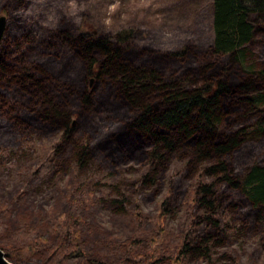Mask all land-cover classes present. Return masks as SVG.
I'll return each mask as SVG.
<instances>
[{
	"label": "trees",
	"instance_id": "obj_1",
	"mask_svg": "<svg viewBox=\"0 0 264 264\" xmlns=\"http://www.w3.org/2000/svg\"><path fill=\"white\" fill-rule=\"evenodd\" d=\"M22 3L16 0V9ZM72 27L63 16L41 38L20 19L6 24L0 132L60 130L57 145L71 143L79 166L97 153L111 165L136 159L147 165L140 177L146 186L157 184L172 155L187 156L183 176L205 177L192 189L195 225L168 255L153 246L158 239L133 235L114 248L120 255L112 259L84 251L87 222L78 205L66 218L46 212L34 223L25 211L14 227L5 207L0 246L7 258L15 264H185L186 254L212 261L213 247L231 228H255L264 237V67L245 66L251 44L264 59V0H212L213 40L205 50L192 43L175 50L138 44L130 29L111 37ZM234 121L246 123L228 130ZM48 164L60 169L58 160ZM117 194L114 211H127L126 195ZM169 201H162L161 215L171 209ZM230 264L241 263L232 258Z\"/></svg>",
	"mask_w": 264,
	"mask_h": 264
},
{
	"label": "rangeland",
	"instance_id": "obj_2",
	"mask_svg": "<svg viewBox=\"0 0 264 264\" xmlns=\"http://www.w3.org/2000/svg\"><path fill=\"white\" fill-rule=\"evenodd\" d=\"M15 2L0 0V14L7 16V23L20 19L41 38L65 16L74 32L100 31L112 37L130 29L136 43H149L159 49L175 50L192 43L205 50L213 40L212 0H23L18 10ZM248 50L245 66L264 67L256 45H249ZM243 123L234 121L227 129ZM61 134L60 130L47 135L0 132V208L9 207V226H16L25 211L34 223L46 212L66 218L78 205L87 222L80 240L88 255L114 259L120 255L114 248L133 235L150 243L161 239L153 246L163 248L166 255L177 250L195 225L193 185L205 179L200 173L183 176L187 156L172 155L155 187L140 185L145 163L129 159L111 165L97 153L86 166H79L72 159L71 143L57 145ZM55 160L60 169H49L48 163ZM117 190L128 199L125 212L114 211ZM165 198L170 200L171 209L161 215ZM238 222H233L234 226ZM232 258L241 264H264L262 232L255 228L236 232L231 228L224 243L213 247L212 261L186 254L183 262L230 264Z\"/></svg>",
	"mask_w": 264,
	"mask_h": 264
},
{
	"label": "water",
	"instance_id": "obj_3",
	"mask_svg": "<svg viewBox=\"0 0 264 264\" xmlns=\"http://www.w3.org/2000/svg\"><path fill=\"white\" fill-rule=\"evenodd\" d=\"M6 23H7V16L4 14H0V40L3 37ZM92 80L93 78H90V83H92ZM0 264H15L13 261L7 258L2 248H0Z\"/></svg>",
	"mask_w": 264,
	"mask_h": 264
},
{
	"label": "bare ground",
	"instance_id": "obj_4",
	"mask_svg": "<svg viewBox=\"0 0 264 264\" xmlns=\"http://www.w3.org/2000/svg\"><path fill=\"white\" fill-rule=\"evenodd\" d=\"M7 24V23H6Z\"/></svg>",
	"mask_w": 264,
	"mask_h": 264
}]
</instances>
